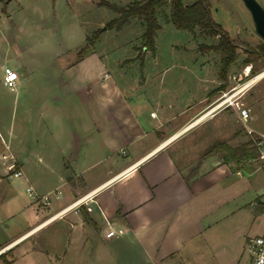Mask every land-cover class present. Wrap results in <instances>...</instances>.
I'll list each match as a JSON object with an SVG mask.
<instances>
[{
  "label": "crops",
  "instance_id": "1",
  "mask_svg": "<svg viewBox=\"0 0 264 264\" xmlns=\"http://www.w3.org/2000/svg\"><path fill=\"white\" fill-rule=\"evenodd\" d=\"M136 22L145 27L137 18L128 24ZM160 50L156 42L154 49L136 47L114 78L97 48L78 53L67 65L73 69L66 80L70 91L61 97L44 93L49 77L37 81L30 97L39 108L30 100L22 105L8 140L1 136L0 173L13 179L9 166L15 163L40 195L59 188L62 197L45 208L37 224L0 243L4 250L61 221L65 250L57 264L79 259V253L102 261L89 251L90 241L102 242L110 264H245L247 238L264 232L263 223L256 233L264 189L259 193L242 173L240 167L251 162L227 158L229 149L222 146L241 144L238 111L227 106L199 119L238 85L231 86L229 74L227 81L220 75L213 80L210 71L190 78L169 75L171 66L158 61ZM92 62L102 69L89 73ZM133 66L138 71L128 73ZM84 71L90 75L83 77ZM24 81L17 84L20 89ZM244 89L236 98L251 109ZM16 99L17 106L25 101L21 94ZM85 195L91 196V211L82 206L80 212L51 218ZM112 227L124 233L109 238Z\"/></svg>",
  "mask_w": 264,
  "mask_h": 264
},
{
  "label": "rangeland",
  "instance_id": "2",
  "mask_svg": "<svg viewBox=\"0 0 264 264\" xmlns=\"http://www.w3.org/2000/svg\"><path fill=\"white\" fill-rule=\"evenodd\" d=\"M102 0H0V139L8 140V129L17 112H21L22 105L27 106L31 90L38 88L37 81L45 77L51 79V86L45 90L52 98L61 97L70 91L66 80L70 78L73 69L68 64L75 61L79 51L86 46L87 38L93 36L97 30L100 35L92 46L97 48L104 58V66L114 77H118L120 63L134 54L136 47H143V32L145 27L141 22L126 24L124 28H107V23L118 16V12ZM117 5H127L133 0H108ZM191 0H184L190 2ZM264 8V0H257ZM212 18L229 31L231 37L239 38L243 44L238 48L239 57L229 71L231 86H245L251 78L263 72L251 71L245 76L246 67L243 59L247 56L244 48L257 47L264 39L256 30L250 9L244 0H210ZM171 12V2L158 13V19L163 25L158 30L156 46L161 65L171 66L169 75L190 78L193 74H211L212 79L219 78L221 54L215 50L203 49V44L216 43L218 37H211L201 32L199 28L188 30L178 28L169 21L167 14ZM172 48L174 50L172 51ZM151 61L153 55H149ZM139 62V61H138ZM137 62V63H138ZM90 63L89 73H96L98 64ZM101 63V62H100ZM101 65V64H100ZM12 67L20 73L17 81L24 79L25 86L11 90L5 86L3 79L5 68ZM208 68H210L208 70ZM138 71L135 66L129 67L128 73ZM248 72H250L248 70ZM83 77L90 75L83 72ZM86 73V74H85ZM36 81V82H35ZM34 82V84H33ZM34 85V86H33ZM231 88L230 86L228 87ZM249 89V90H248ZM248 90L247 100L251 106L253 119L250 125L258 131L264 130V76L254 81L244 89ZM21 94L17 106L16 97ZM37 95V91H35ZM35 95V96H36ZM36 102V101H35ZM29 103V104H30ZM39 108H35L36 110ZM241 136V142L251 139L243 124L236 123ZM239 141L236 142L238 145ZM246 159V158H244ZM1 161V160H0ZM2 162H0V165ZM242 173L252 179L259 193L264 189V173L257 162L240 167ZM0 177V243L10 241L28 228H31L43 218L45 208L35 203L27 191L28 186L24 175L9 179ZM57 202L54 201L53 204ZM264 223V215L260 214L256 233ZM255 234V233H254ZM18 244V245H17ZM17 245V246H16ZM3 254L13 264H57L56 261L65 250V234L61 221L46 224L22 238ZM90 252L99 253L102 260L98 263L90 261V256L79 253L78 258L73 254L70 263L64 264H110L108 251L102 242L90 241ZM0 253V255L2 254ZM81 257V259H80ZM243 261V259H242ZM0 264H5L0 257ZM242 264V263H241Z\"/></svg>",
  "mask_w": 264,
  "mask_h": 264
},
{
  "label": "trees",
  "instance_id": "3",
  "mask_svg": "<svg viewBox=\"0 0 264 264\" xmlns=\"http://www.w3.org/2000/svg\"><path fill=\"white\" fill-rule=\"evenodd\" d=\"M171 2V12L167 14L168 19L178 28L195 30L199 28L202 33L211 37H218V41L212 44H203V49L215 50L221 54L220 78L224 81L228 80L229 70L232 64L238 59V48L243 45L239 39H233L228 30L220 23L212 18L210 0H134L127 5H117L108 0H102V4H106L118 12V16L107 23V28L122 29L132 19L137 18L145 25L143 33L144 47L154 49L156 35L162 27L158 19V13L164 9V6ZM101 30H97L93 36L87 38L86 46L79 51V56L84 55L96 42ZM247 56L243 59L245 64H252V72L259 71V66H264V42L257 47L244 48ZM225 85H221L223 88ZM228 150L227 158H252L258 153L257 147L253 144V140L249 139L236 147H230L224 144ZM4 246L0 245V249ZM3 258L5 264H13L12 260Z\"/></svg>",
  "mask_w": 264,
  "mask_h": 264
},
{
  "label": "built area",
  "instance_id": "4",
  "mask_svg": "<svg viewBox=\"0 0 264 264\" xmlns=\"http://www.w3.org/2000/svg\"><path fill=\"white\" fill-rule=\"evenodd\" d=\"M107 75V74H106ZM19 79L18 72L10 66L5 68L4 79L3 82L5 86L14 90L17 87V81ZM243 87H234L233 91H226L222 93L217 102L203 115L199 117L203 118L205 115L213 113L214 111L232 106L234 107L239 114L240 120L246 128L247 133L250 135L253 140V144L257 147L258 153L252 158L247 159L250 162H257L259 167L264 171V130L258 131L254 127L250 125V121L253 119L251 109L241 100L236 98L237 92L242 91ZM9 170L12 171L13 177H19L23 174L21 169H17L16 164L13 163L9 166ZM27 191L32 197L33 200L38 202L43 207H50L55 200H58L62 197V190L57 188L49 193L40 195L32 186L27 187ZM90 195H85L61 208L59 211L54 213L51 218L55 219L58 217L65 216L70 210H74L76 212H80L82 206H86L87 210L91 211L92 207L88 205V200H90ZM124 233L123 228H110L106 232L107 237H114ZM245 250L248 253V258L245 261V264H264V232L250 236L247 238L245 243ZM5 250L0 249V253Z\"/></svg>",
  "mask_w": 264,
  "mask_h": 264
},
{
  "label": "water",
  "instance_id": "5",
  "mask_svg": "<svg viewBox=\"0 0 264 264\" xmlns=\"http://www.w3.org/2000/svg\"><path fill=\"white\" fill-rule=\"evenodd\" d=\"M244 2L252 13L257 32L264 39V8L257 0H244Z\"/></svg>",
  "mask_w": 264,
  "mask_h": 264
},
{
  "label": "bare ground",
  "instance_id": "6",
  "mask_svg": "<svg viewBox=\"0 0 264 264\" xmlns=\"http://www.w3.org/2000/svg\"><path fill=\"white\" fill-rule=\"evenodd\" d=\"M262 76H264V70L263 72L257 74L256 76H254L253 78H251L249 80V82L245 85V86H249L250 84H252L254 81H256L257 79L261 78ZM207 117V116H206ZM204 118V117H203ZM194 123V122H193Z\"/></svg>",
  "mask_w": 264,
  "mask_h": 264
}]
</instances>
